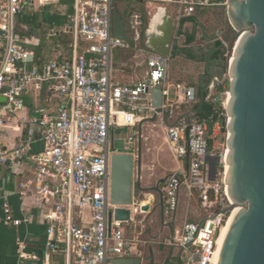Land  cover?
<instances>
[{
	"label": "built area",
	"instance_id": "1",
	"mask_svg": "<svg viewBox=\"0 0 264 264\" xmlns=\"http://www.w3.org/2000/svg\"><path fill=\"white\" fill-rule=\"evenodd\" d=\"M116 1L72 0L61 31H51V36L70 39L68 51L45 60L29 47L34 43L22 36L19 24L33 10L35 0H0V175L15 179V195L21 200L34 197L44 211L39 250L28 246L26 237L17 239V264H111L113 259L136 258L133 251L144 233V222L137 218L145 213L140 195L129 207L110 202V160L120 152L110 147V133L112 129H135L154 118L163 122L175 158L188 162L186 170L179 168L160 184L164 219L176 214L181 189L190 198L198 195L205 212L200 221H184L174 228L165 244L176 250L179 264H211L217 250L216 219L232 206L225 184L226 148L220 155L216 152L221 125L216 122L210 131L209 120L190 111L197 102L196 88L170 82L168 59L144 45L147 28L140 14L130 15L126 40L114 37ZM37 3L44 7L56 2ZM173 4L177 15L185 17L226 6L225 0H176ZM219 40L230 59L234 46ZM173 41L178 44L180 36ZM117 50L144 59L148 71L142 81H115L113 55ZM225 83L227 72L222 78H212L208 89L212 92ZM155 89L161 91L158 108L152 99ZM177 94L186 111L180 110ZM226 101L224 92L218 118L225 126ZM132 140L128 138V149L135 158ZM38 144L42 148L32 149ZM10 196L0 188V224L26 225L23 211L19 209L17 216L10 206ZM120 208H129L128 222L115 219Z\"/></svg>",
	"mask_w": 264,
	"mask_h": 264
},
{
	"label": "water",
	"instance_id": "2",
	"mask_svg": "<svg viewBox=\"0 0 264 264\" xmlns=\"http://www.w3.org/2000/svg\"><path fill=\"white\" fill-rule=\"evenodd\" d=\"M156 11H161L160 19L154 30L148 24L144 45L169 59L177 48V42L173 41L176 23L167 8ZM226 14L235 32L232 39H237L227 63L225 184L230 202L239 210L226 226L211 264H264V0H226ZM113 35L121 40L127 39L125 23L116 12L113 13ZM181 55L186 58L185 54ZM152 99L154 107L158 108L161 91L153 90ZM140 125L136 157L120 152L111 156L110 202L129 207L133 204L135 192H139L143 205L141 211L147 213L154 203L153 197L150 199L147 193L154 192L161 209V220H164L160 189L163 180L150 188L141 186ZM217 215L209 219L214 220ZM130 216L129 208L115 211L118 221L128 222ZM110 263L141 264V260L119 258Z\"/></svg>",
	"mask_w": 264,
	"mask_h": 264
},
{
	"label": "crops",
	"instance_id": "3",
	"mask_svg": "<svg viewBox=\"0 0 264 264\" xmlns=\"http://www.w3.org/2000/svg\"><path fill=\"white\" fill-rule=\"evenodd\" d=\"M172 1L174 0H164L163 3H153L140 0H118L114 3L113 13L116 12L124 21L125 25L128 24L132 13H138L142 18L144 26L148 28L151 14H153L157 8L164 5L169 6V8L172 9ZM55 2L56 3L53 5L40 7L37 0H35V6L33 10H31L32 12L19 20V24L22 26V36L24 38L29 37V40H32L34 43V45H30L29 47L32 48L38 56H42L45 60L53 59L57 57L60 52L62 53L65 50L68 51L65 44V40L68 39V37L63 35L51 36V31L55 32V34L61 31L64 26L65 17L70 12L72 0H63V2L62 0H55ZM61 2L63 3V8L59 7ZM173 7L174 8L172 10L175 11L170 13L174 16L173 19L176 23V30L173 38L178 35L180 36V41L177 44L176 50L168 59L169 79L170 82L175 85L180 84L196 87L205 74L206 64L202 63L204 64L202 72L196 71V65L201 63L188 59L187 56L184 58L181 54H185L183 50L196 51L200 49H208L216 40L223 38L224 30L219 24H217V22L214 21L211 22V26H209V28L204 26V14L210 12V9L198 10L192 16L185 17L177 15V8L176 6ZM183 18H194V21L186 22L181 25L180 21ZM181 32L185 35H181ZM192 33L194 34L195 41L189 45H185V36ZM219 33H222V35L220 36ZM120 51L123 52V54H128V61L130 62V65L128 68L129 70L126 73V77H124L125 72L120 66L123 62L121 58L122 53L120 55H118L119 53L113 55V72L115 81L122 84H134L142 81L146 77L148 71L144 59L139 56H134L130 51ZM138 77L140 78L138 79ZM172 93L174 94V91H172ZM211 95H213V91H209V96ZM177 96L179 98H176V100L178 101L180 110L186 111L188 108L181 102L180 94H177ZM158 126H160L163 134V142L161 145L163 144L168 147L176 164L175 167L170 168L164 175H159V173L156 174L155 164L157 156H152L150 154L151 147L159 149V146H161L154 144L158 137H155L152 132V129ZM137 128L139 129V127ZM140 128L142 153L141 181L147 182L144 186H142L143 188L153 187L160 180H163L164 182L165 178L170 173L178 170L179 168L186 170V160L178 161L175 158L166 141L164 124L159 118H154L149 122L142 123ZM148 129H150L149 133L147 132ZM124 130L128 129H121L120 131L122 134L125 133ZM118 141H120V139ZM137 143L138 138H133L130 148L137 151ZM109 144L112 149L120 152H124L126 148L128 149V139L123 142L122 146L115 147L114 143H110V141ZM40 148H42V144L32 147V149ZM16 187L17 181L15 179L10 178L6 174L0 175V188L11 194L9 198L10 206L15 211L17 216H20L19 209H21L23 211V217L27 220L26 225H21L18 228L5 227L0 224V264H17L15 247L17 239L26 237L28 246L35 248L36 250H39L38 248L43 240V206H41L40 203L32 196L21 200L17 195H15ZM147 196H149L150 199L151 197L154 199V203L150 206L149 211L145 213V215H150L155 213V207L158 201L157 195L154 192L147 193ZM187 199L190 201L191 198L188 196L185 189H181L176 214L171 219L161 220L159 218L163 227V230H161L162 234H164L166 230L168 231V233L166 232L168 236L165 240L171 236L174 228L181 225L184 221H193L187 220L189 214ZM1 216L2 210L0 203V218ZM153 239L155 240V237ZM140 244L141 243L139 242L138 248L133 251V257L140 258L141 264H179L176 250L168 247L165 242L161 246H150L147 253L141 249L142 246L140 247Z\"/></svg>",
	"mask_w": 264,
	"mask_h": 264
},
{
	"label": "rangeland",
	"instance_id": "4",
	"mask_svg": "<svg viewBox=\"0 0 264 264\" xmlns=\"http://www.w3.org/2000/svg\"><path fill=\"white\" fill-rule=\"evenodd\" d=\"M176 0L172 1L175 2ZM217 1V0H216ZM220 1V0H218ZM63 2V0H62ZM60 3V8H63V3ZM171 2V3H172ZM226 2V0H225ZM133 4V3H131ZM173 6H175L174 4H172ZM172 6V9L174 8ZM164 8H167V11L169 13V15L172 16V14H170L171 12L175 11L169 8V6H162ZM177 8V7H176ZM209 10V9H206ZM32 11H28L26 12L23 17H25L26 15L30 14ZM177 13V12H176ZM22 17V18H23ZM174 17V16H172ZM217 22V24H219L221 26V28H223V30L225 32H229L228 34L230 35V37H234L235 36V32L231 29L229 23H228V19H227V14H226V6H217L214 7L212 9H210V12L204 14V26L206 28H209V26H211V22ZM27 39H29V37H27ZM236 39H234L233 41V46L235 45ZM43 41V39H42ZM34 45V44H33ZM198 51V50H196ZM122 58V63L120 64V66L122 67L123 71L125 72V76L126 77V73L129 70V59H128V54H122L121 55ZM204 69V64H198L196 65V71H203ZM140 77H138L139 79ZM228 84V83H227ZM225 83L224 87H222L223 90L226 91H222L219 93V100L221 98V94L224 92L228 91V86ZM228 95V94H227ZM226 127V126H225ZM150 129H148V133ZM125 133L122 134L120 130L117 129H112L111 130V135H110V143H114V146H122L123 142L126 141L128 138H134L137 139V133H138V128H136L135 130H124ZM152 132L154 134L155 137H158L154 142L155 145L159 146L161 145V143L163 142V134H162V130L160 128V126L152 129ZM226 138H227V130L225 128V131L222 130L221 126L220 129L217 132V137L215 138V142H216V152L218 155L222 154V152L225 150L226 148ZM120 139V141H118ZM124 140V141H123ZM129 149H125L124 153H129ZM150 154L152 156H157V161L155 164L156 167V174L159 173V175H164L166 174V172L170 169L176 166L174 159L168 149V147L166 145H161L159 146V149L153 148L151 147L150 150ZM147 182L146 181H141V186H144ZM139 192H135V197L138 198ZM187 205H188V219L187 220H193V221H200L204 216H205V212L202 209V204L199 201L198 195H194L193 198L190 199V201H188L187 199ZM187 211V210H186ZM137 220L144 222V233L140 236V247L142 250H144L146 253L148 252V250L150 249V246H161L162 244H164V242L166 241L165 239L168 236V231L166 230L164 232V234H162L163 227H162V223L157 215V211L155 210V213H152L150 215H144L143 217H138ZM167 232V233H166ZM155 237V240L153 239ZM159 237V238H158ZM154 241H153V240ZM154 242V243H153ZM153 244V245H150ZM156 244V245H155Z\"/></svg>",
	"mask_w": 264,
	"mask_h": 264
},
{
	"label": "trees",
	"instance_id": "5",
	"mask_svg": "<svg viewBox=\"0 0 264 264\" xmlns=\"http://www.w3.org/2000/svg\"><path fill=\"white\" fill-rule=\"evenodd\" d=\"M224 2V0H220ZM195 14V13H194ZM192 16V15H191ZM194 21V18H183L180 23L183 25L186 22ZM229 32H223V40L229 42V46L232 47L234 39L230 37ZM181 35H185L181 32ZM194 34L185 36V45L193 43ZM70 42V39L65 40V44ZM188 59L197 61L198 63H205L206 70L200 83L195 87L197 92V102L190 108L196 117L200 119L209 120V129L211 131L213 125L218 122L221 125L223 131H225V124L222 119L218 118V114L222 111L219 105V93L223 90L222 87L217 86L213 91V95L209 96L208 86L212 78H222L227 72L228 57L226 50L222 45V42L218 39L206 50H183ZM119 53V54H118ZM123 54L120 50H117L115 54ZM211 146V143H210Z\"/></svg>",
	"mask_w": 264,
	"mask_h": 264
},
{
	"label": "bare ground",
	"instance_id": "6",
	"mask_svg": "<svg viewBox=\"0 0 264 264\" xmlns=\"http://www.w3.org/2000/svg\"><path fill=\"white\" fill-rule=\"evenodd\" d=\"M159 8H162V7H159ZM156 10L150 16L149 25H150V29L151 30H154L155 25L158 23V21L160 19V16H161V11H156ZM228 97H229V95H228ZM225 172H226V158H225ZM238 210L239 209L237 207H234L232 205L229 208L221 211V213L218 215V217L216 219V222H217V227H218L220 233H219V239H218V243H217V248H218V245H219L220 240L222 238V235H223V233L225 231L226 226L228 225L229 221L231 220V218L233 217V215Z\"/></svg>",
	"mask_w": 264,
	"mask_h": 264
},
{
	"label": "flooded vegetation",
	"instance_id": "7",
	"mask_svg": "<svg viewBox=\"0 0 264 264\" xmlns=\"http://www.w3.org/2000/svg\"><path fill=\"white\" fill-rule=\"evenodd\" d=\"M158 204H159V203L156 204V207H155V208H156V210H157V212H158V217L161 219V209H160V207L158 206Z\"/></svg>",
	"mask_w": 264,
	"mask_h": 264
}]
</instances>
